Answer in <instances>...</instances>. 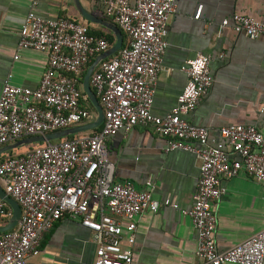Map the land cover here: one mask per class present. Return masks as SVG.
Segmentation results:
<instances>
[{
	"label": "built area",
	"instance_id": "built-area-1",
	"mask_svg": "<svg viewBox=\"0 0 264 264\" xmlns=\"http://www.w3.org/2000/svg\"><path fill=\"white\" fill-rule=\"evenodd\" d=\"M38 0H30L31 8ZM103 13L127 37L118 56L102 61L90 87L103 109L100 130L44 144L0 161V185L21 209L15 229L0 235V264H38L44 237L65 217L78 220L96 246L92 264H133L129 249L137 221L145 213L171 208L187 217L196 232L200 264H264V230L220 252L215 241L216 205L225 194L223 182L245 174L264 182V137L254 126L229 125L212 139L207 128L189 123L214 78L211 57L197 54L182 71L186 86L163 117L152 113L154 86L167 48L169 19L175 0H103ZM200 13L195 15L199 19ZM250 40L264 37V22L233 15L219 25ZM108 49L105 36L90 34L87 24L70 18L44 19L30 11L19 32L15 60L23 50L47 55V67L36 89L5 81L0 93V147L44 136L90 121L81 105L80 76L91 60ZM224 54L219 56L220 59ZM264 115V109L260 110ZM137 126L169 139L166 153L180 150L200 162L199 180L190 209L171 199L157 200L150 190L131 182H114L107 143ZM0 200V219L11 218Z\"/></svg>",
	"mask_w": 264,
	"mask_h": 264
},
{
	"label": "crops",
	"instance_id": "crops-1",
	"mask_svg": "<svg viewBox=\"0 0 264 264\" xmlns=\"http://www.w3.org/2000/svg\"><path fill=\"white\" fill-rule=\"evenodd\" d=\"M102 1L78 0L95 19L119 29L105 17ZM175 4L176 11L168 23L162 70L154 86L152 113L163 117L176 105L187 83L181 69L201 53L212 58L209 69L214 83L186 120L207 128L210 137L216 140L218 130L229 125L254 126L264 137V115L260 113L264 109V37L250 40L230 29L219 31L221 22L233 15L264 22V0H175ZM30 11L44 19L64 17L87 24L91 35L105 36L107 50L116 44L115 34L107 27L83 18L74 0H38L34 8H31L30 0H0V93L9 76L10 83L16 87L36 89L46 70L45 53L23 50L18 53V59H14L19 32ZM197 13H200L198 20L194 18ZM120 32L122 47L105 60L118 56L126 47L127 37ZM221 54L225 55L223 59L219 58ZM81 76V105L91 117L90 121L74 127L97 119L96 110L84 93V76ZM102 123L96 129L74 136L92 134L100 130ZM168 140L141 126L112 137L107 150L114 167L113 180L131 182L138 191L150 190L157 200L168 198L176 201L181 209H190L199 180L200 162L184 151L166 153ZM15 143L0 147V161L21 156L40 146L33 144L3 151ZM223 187L225 194L216 205L215 241L220 252L264 230V182L257 183L240 174L224 181ZM45 237L40 255L33 259L34 262L92 264L96 246L92 234L78 220L65 217ZM196 242V232L187 217L171 208H161L156 213L143 214L137 221L134 243L129 245L124 238L122 247L131 251L133 264H200L195 255Z\"/></svg>",
	"mask_w": 264,
	"mask_h": 264
},
{
	"label": "water",
	"instance_id": "water-1",
	"mask_svg": "<svg viewBox=\"0 0 264 264\" xmlns=\"http://www.w3.org/2000/svg\"><path fill=\"white\" fill-rule=\"evenodd\" d=\"M74 3L76 6V9L78 10V12L83 18H85L89 22H96V23H99L107 27L116 36V44L112 48H110L109 50H107L106 52L102 53L101 55L95 58V60L90 64V66L86 70V73L83 79L84 93L89 99L90 103L93 105L94 109L96 110L97 119L96 121L86 124V125L60 130V131L50 133L44 136L30 137V138L23 139L21 141H17L14 145H12L11 147L9 146L6 147V149L3 151L20 148V147H26V146L33 145V144H49L52 142H56L64 138L74 136L78 133H82L84 131L96 129L97 127L101 125L103 121V109L99 105L97 98L95 97L94 93L91 90L90 77L95 71V69L97 68V66L102 61H104L105 59H107L108 57L114 55L116 52L119 51V49L122 47L123 35L121 34L120 30L116 26L109 24L103 20L95 19L91 14L86 12L81 7L78 0H74ZM0 153H2V151H0ZM0 200H2L12 211V215H11V218L8 220V223L6 225L0 226V235H1L3 233L9 232L16 228L20 220V217H21V209L19 205L4 192L1 186H0Z\"/></svg>",
	"mask_w": 264,
	"mask_h": 264
},
{
	"label": "trees",
	"instance_id": "trees-1",
	"mask_svg": "<svg viewBox=\"0 0 264 264\" xmlns=\"http://www.w3.org/2000/svg\"><path fill=\"white\" fill-rule=\"evenodd\" d=\"M126 46V45H125ZM84 75H82L81 77H83ZM82 81V78L80 79V82ZM73 137H69V138H64V139H61L59 141H64V140H69V139H72ZM44 144H40V146H42ZM8 223V220L7 219H0V226H3V225H6ZM46 241V237L44 238V240L42 241L41 243V247L40 249L42 248V246L44 245V242Z\"/></svg>",
	"mask_w": 264,
	"mask_h": 264
}]
</instances>
